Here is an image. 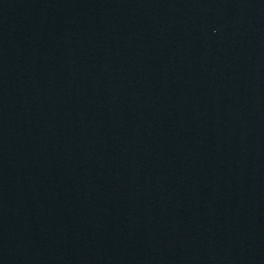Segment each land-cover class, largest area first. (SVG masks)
Instances as JSON below:
<instances>
[{"label":"water","instance_id":"obj_1","mask_svg":"<svg viewBox=\"0 0 264 264\" xmlns=\"http://www.w3.org/2000/svg\"><path fill=\"white\" fill-rule=\"evenodd\" d=\"M0 264H264V0H0Z\"/></svg>","mask_w":264,"mask_h":264}]
</instances>
